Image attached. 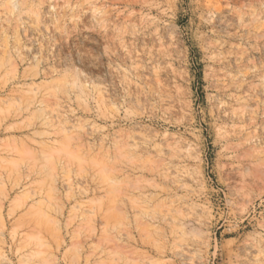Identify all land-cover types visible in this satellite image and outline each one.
I'll list each match as a JSON object with an SVG mask.
<instances>
[{
  "label": "rangeland",
  "instance_id": "rangeland-1",
  "mask_svg": "<svg viewBox=\"0 0 264 264\" xmlns=\"http://www.w3.org/2000/svg\"><path fill=\"white\" fill-rule=\"evenodd\" d=\"M0 264H264V0H0Z\"/></svg>",
  "mask_w": 264,
  "mask_h": 264
},
{
  "label": "bare ground",
  "instance_id": "bare-ground-1",
  "mask_svg": "<svg viewBox=\"0 0 264 264\" xmlns=\"http://www.w3.org/2000/svg\"><path fill=\"white\" fill-rule=\"evenodd\" d=\"M19 42H20V41H19ZM36 64H37V63H36ZM134 129H135V128H134ZM136 132H137V131H136ZM138 133H139V135L136 134V135H135V138H140V139H142V138H141V137H142V136H141L142 134H140V132H138ZM126 137H128V136L126 135ZM132 140H133V139H132ZM128 143H131V144H130V147H134L135 149L140 148V146L138 145V143H135V142H128ZM125 149H126V148H125ZM135 149H134V150H135ZM145 149H146V147H145ZM136 152H137V151H136ZM134 153H135V152H134ZM127 154H129V153H127ZM136 154H137V153H136ZM131 155H132V154H131ZM123 156H124V155H123ZM136 157H137V156H135V158H136ZM121 159H122V158H121ZM128 160H129V159H128ZM128 160H127V161H128ZM146 163H147V162H146ZM108 170H109V169H108ZM114 179H115V178H114ZM111 185H112V184H111ZM113 185H114V184H113ZM170 220H171V219H170ZM136 221H137V220H136ZM173 221H174V220H173ZM140 224H141V223H140ZM141 225H142V224H141ZM143 225H144V224H143ZM166 225H167V224H166ZM168 226H169V225H168ZM126 259H127V258H126ZM127 261H128V260H127Z\"/></svg>",
  "mask_w": 264,
  "mask_h": 264
}]
</instances>
